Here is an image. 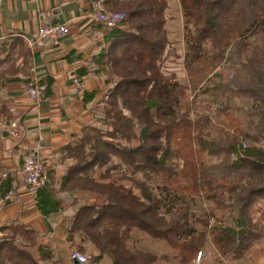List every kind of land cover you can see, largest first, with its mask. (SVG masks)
Listing matches in <instances>:
<instances>
[{
    "label": "trees",
    "instance_id": "obj_1",
    "mask_svg": "<svg viewBox=\"0 0 264 264\" xmlns=\"http://www.w3.org/2000/svg\"><path fill=\"white\" fill-rule=\"evenodd\" d=\"M98 2L125 18L106 29L95 60L109 87L95 124L62 149L72 165L60 194L96 195L103 204L69 197L67 241L79 237L86 264H195L207 242L221 261L244 260L264 239V0H179L187 85L162 70L166 0H90ZM3 54L11 57L7 77L27 75L24 41L1 42ZM187 92L207 100V111L192 117ZM12 189L4 177L0 197ZM42 191L37 208L47 215L56 204ZM195 197L209 203L199 214L187 202ZM38 239L16 221L0 225V264H65L53 249L32 254ZM140 240L167 253L143 250Z\"/></svg>",
    "mask_w": 264,
    "mask_h": 264
},
{
    "label": "crops",
    "instance_id": "obj_2",
    "mask_svg": "<svg viewBox=\"0 0 264 264\" xmlns=\"http://www.w3.org/2000/svg\"><path fill=\"white\" fill-rule=\"evenodd\" d=\"M166 1L169 56L165 65H168L172 40L180 38L179 33L183 35V20L179 0ZM98 3L103 9L101 2ZM95 4L90 0H0L1 42L10 46L13 40H22L30 56L27 75L20 72L11 77H7L9 61L11 57L16 58L18 49L10 58L5 59L6 54L0 56V71H5L7 78L0 84V110L3 109L0 111V186L6 175L17 192L13 202L0 206V225L16 221L33 229L39 237L33 249L36 254L38 248L53 249L65 264H73L69 254L81 245L78 236L67 241V229L74 215L69 197L103 204V199L96 195L60 194V180L65 169L72 165L64 159L62 149L83 127L95 124L93 115L100 111L109 87L95 60L106 34V28L94 19ZM48 24L64 25L67 32L55 43L34 39L38 29ZM90 68L94 72L90 73ZM75 78L82 82V88L74 85ZM29 83L46 85L39 104L23 94ZM14 118L19 119L18 138L10 137L5 131ZM34 146L38 147V156L48 171L49 203L52 207L56 204L55 210L47 215L37 208L38 197L43 191L35 197L28 194L21 176L22 157ZM97 177L98 174L94 176ZM258 248L244 260L234 263L221 261L216 254L210 261L204 252L195 264H264V250Z\"/></svg>",
    "mask_w": 264,
    "mask_h": 264
},
{
    "label": "built area",
    "instance_id": "obj_3",
    "mask_svg": "<svg viewBox=\"0 0 264 264\" xmlns=\"http://www.w3.org/2000/svg\"><path fill=\"white\" fill-rule=\"evenodd\" d=\"M95 10L96 13L94 15V19L98 23L102 24L106 29L114 28L120 25L125 18L124 13L104 11L101 8L100 3L95 4ZM66 32L67 29L64 25L48 24L40 27L33 38L36 40H48L55 43L59 37L64 35ZM89 72H94V69L90 68ZM73 83L78 88L83 87L82 82H80L78 78L73 79ZM45 90V84L33 83L23 90V94L35 104H39L43 100V92ZM5 131L10 137L18 138L19 119L14 118L8 124V128ZM21 176L26 192L34 197L47 186L48 171L38 156L37 146H34L23 155ZM3 177H6V175H3ZM16 196L17 192L14 189L8 191L4 196L0 197V206L13 202L16 199ZM69 258L71 261H76L78 264H86L88 262V258L84 254L77 251H72L69 254Z\"/></svg>",
    "mask_w": 264,
    "mask_h": 264
},
{
    "label": "rangeland",
    "instance_id": "obj_4",
    "mask_svg": "<svg viewBox=\"0 0 264 264\" xmlns=\"http://www.w3.org/2000/svg\"><path fill=\"white\" fill-rule=\"evenodd\" d=\"M181 14H182V11H181ZM173 15H176V14L173 13ZM182 20H183V16H182ZM179 21H180V19H179ZM180 24H181V22H180ZM182 25H183V21H182ZM172 30H175V29L172 28ZM179 35H180V38L174 37V38H177V40H172L173 47L170 49H173V50H171V53H170L169 63H168V65H164L162 70H163L164 75L167 78H169L173 74L177 81H179L183 85H187L186 75H185V72H184V69L182 66V56H183V53L185 50V43H184L183 35H181L180 33H179ZM170 47H171V45H170ZM187 100L191 101V104H192L191 108H192V110L195 111V113H192V117L198 116V115H200V113L207 111L208 102L204 98H199V99L192 101V99L190 98L189 92H187ZM211 109L212 108L210 107V111H211ZM236 115L240 119L241 122L244 121V119H243L244 116L241 112H238ZM210 133L213 137H215L218 134V131L214 127L210 130ZM241 141H243V143H245V144L251 143V141L244 140V139H242ZM253 143H256V142H253ZM259 144L264 145L263 142H260ZM207 160L211 163L216 162V159H214V158H212L211 160L210 159H207ZM137 177L140 178L141 180L144 179L143 175H138ZM148 183L154 190L157 191V194H159L158 190H157V189H159L158 181L156 182L154 180H150V181H148ZM181 201L182 200H179L178 202H181ZM175 202H177V201H174L173 203H175ZM187 202H188V204H190L192 212L196 213V214L201 213L202 211H204L206 209L207 206H209V203H207V201H205L202 197H200V198L195 197V198H193L192 201L188 200ZM258 215L259 214H256V217H258ZM263 225H264V221H263ZM138 246L143 250L151 251V252L156 253L158 255H164L167 253V251L165 250V248L162 245L157 244V243H150V242H147L145 240H140V243L138 244ZM254 248L260 249L259 251H261V249L264 250V239L262 240V242L260 241L257 244V246ZM30 251L32 254H34L36 256V252L34 250H30ZM204 252L207 253L206 256L210 259V261H212L213 259H211V258L214 257L215 251H214V248L210 242L206 243ZM84 255L88 258L87 254H84Z\"/></svg>",
    "mask_w": 264,
    "mask_h": 264
},
{
    "label": "water",
    "instance_id": "obj_5",
    "mask_svg": "<svg viewBox=\"0 0 264 264\" xmlns=\"http://www.w3.org/2000/svg\"><path fill=\"white\" fill-rule=\"evenodd\" d=\"M74 264H78L76 261H73Z\"/></svg>",
    "mask_w": 264,
    "mask_h": 264
}]
</instances>
